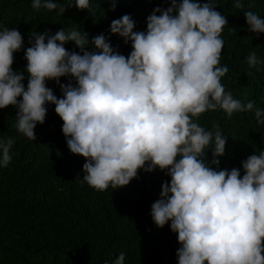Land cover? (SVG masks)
I'll return each instance as SVG.
<instances>
[{
	"label": "clouds",
	"instance_id": "obj_1",
	"mask_svg": "<svg viewBox=\"0 0 264 264\" xmlns=\"http://www.w3.org/2000/svg\"><path fill=\"white\" fill-rule=\"evenodd\" d=\"M170 2L147 17L146 32L133 31L129 14L111 22V34L131 42L128 57L115 51L103 34L91 41L98 51H89L88 34L74 27L55 34L33 32L34 43L25 51L27 89L24 74L12 68L23 37L0 26V109L14 106L17 132L35 141L34 129L45 122V105L54 104L67 147L85 158L82 181L97 191L127 186L140 169H167L171 181L162 184L151 217L159 228L171 221L181 245L178 264H264V151L241 162L242 178L237 168L217 170L227 136L219 122L211 128L199 123L205 112L223 110L229 118L254 112L264 125V109L255 101L234 98L221 82L229 71L220 64L228 21L215 10V0ZM74 3L95 12L90 0ZM31 6L66 11L54 0H32ZM234 7L243 10L245 4L234 0ZM254 7L252 0L244 15L249 31L258 36L264 33V19ZM229 31L235 33L234 28ZM69 41L80 53L64 47ZM246 62L257 71L264 64L255 51ZM65 76L75 86L71 81L60 84ZM46 80H56L62 98ZM14 143L11 136L0 139V167L12 161ZM206 150H211L215 168L206 162ZM124 261L121 252L113 264Z\"/></svg>",
	"mask_w": 264,
	"mask_h": 264
},
{
	"label": "trees",
	"instance_id": "obj_2",
	"mask_svg": "<svg viewBox=\"0 0 264 264\" xmlns=\"http://www.w3.org/2000/svg\"><path fill=\"white\" fill-rule=\"evenodd\" d=\"M54 2L63 4L66 11L36 10L32 0H0V26L16 29L23 37L22 48L13 53L12 68L24 74L25 89L29 78L25 51L34 43L33 32L55 34L74 27L88 34L89 51H98L91 41L103 34L115 51L128 57L131 42L111 34V22L129 14L135 21L133 31L146 32L147 17L153 10L171 6L170 0H116L113 11L112 0H90L95 12H89L78 9L74 0ZM243 2L245 8L240 10L234 7V0H215V10L228 21L222 32L220 64L229 71L221 82L234 98L244 103L255 101L264 109V64L257 71L246 62L253 51L264 61V33L257 36L249 31L244 11L249 10L247 5L252 0ZM251 10L264 19V0H255ZM64 47L80 53L74 41ZM69 81L75 86L72 77L59 78L60 84ZM45 83L62 98L56 80ZM45 107V122L34 129L35 141L17 132L14 106L0 109V139H15L12 161L0 167V264H113L121 252L125 254L124 264H178L176 253L181 245L178 234L170 228L171 221L159 228L151 217V206L160 198L162 184H170L167 169H140L127 186H110L102 192L93 189L82 181L85 158L72 154L67 147L55 105ZM213 122H219L227 136L217 170L237 168L242 178L241 162L264 151V125L257 123L254 112L233 113L229 118L223 110H216L199 118L205 128H211ZM212 158L211 150H206V162L215 168L210 164Z\"/></svg>",
	"mask_w": 264,
	"mask_h": 264
}]
</instances>
